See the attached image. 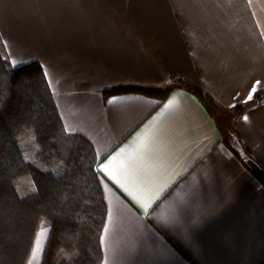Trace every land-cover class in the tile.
I'll return each instance as SVG.
<instances>
[{"label":"crops","instance_id":"0c3cea01","mask_svg":"<svg viewBox=\"0 0 264 264\" xmlns=\"http://www.w3.org/2000/svg\"><path fill=\"white\" fill-rule=\"evenodd\" d=\"M0 51L95 151L102 264H264V0H0Z\"/></svg>","mask_w":264,"mask_h":264},{"label":"trees","instance_id":"16d2710c","mask_svg":"<svg viewBox=\"0 0 264 264\" xmlns=\"http://www.w3.org/2000/svg\"><path fill=\"white\" fill-rule=\"evenodd\" d=\"M174 84L186 87L210 111L217 109L198 88ZM169 90L118 87L104 93L136 92L162 100ZM263 97L256 92L254 100ZM248 106L233 111L237 115ZM28 140L37 148L31 162L20 147ZM97 165L92 146L64 131L41 66L14 68L0 51V264H29L42 227L48 235L39 264H102L106 208Z\"/></svg>","mask_w":264,"mask_h":264},{"label":"rangeland","instance_id":"374dc122","mask_svg":"<svg viewBox=\"0 0 264 264\" xmlns=\"http://www.w3.org/2000/svg\"><path fill=\"white\" fill-rule=\"evenodd\" d=\"M161 90H165V89H160V91ZM20 147L25 159L30 162L33 161L37 155V148L35 147L34 143L31 140H28L22 142ZM61 169H63V164L60 165L57 169L59 176H61V174L59 173ZM47 235H48V229L42 227V229L39 231L37 235L29 264H39L42 257Z\"/></svg>","mask_w":264,"mask_h":264},{"label":"water","instance_id":"95a60500","mask_svg":"<svg viewBox=\"0 0 264 264\" xmlns=\"http://www.w3.org/2000/svg\"><path fill=\"white\" fill-rule=\"evenodd\" d=\"M239 155L252 174L264 185V170L252 159H250L241 149Z\"/></svg>","mask_w":264,"mask_h":264}]
</instances>
